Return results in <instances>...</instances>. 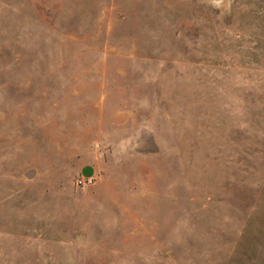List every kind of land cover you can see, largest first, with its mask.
<instances>
[{
    "label": "rangeland",
    "instance_id": "obj_1",
    "mask_svg": "<svg viewBox=\"0 0 264 264\" xmlns=\"http://www.w3.org/2000/svg\"><path fill=\"white\" fill-rule=\"evenodd\" d=\"M0 264H264V0H0Z\"/></svg>",
    "mask_w": 264,
    "mask_h": 264
}]
</instances>
